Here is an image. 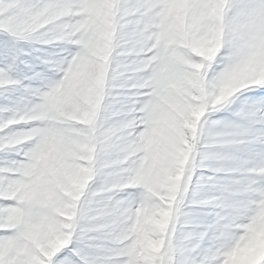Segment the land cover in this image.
Returning a JSON list of instances; mask_svg holds the SVG:
<instances>
[{"label":"snow or ice","instance_id":"1","mask_svg":"<svg viewBox=\"0 0 264 264\" xmlns=\"http://www.w3.org/2000/svg\"><path fill=\"white\" fill-rule=\"evenodd\" d=\"M0 264H264V0H0Z\"/></svg>","mask_w":264,"mask_h":264}]
</instances>
